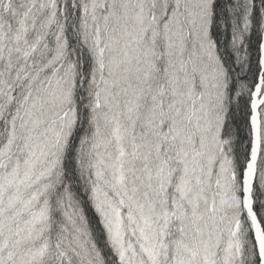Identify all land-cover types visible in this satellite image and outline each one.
Instances as JSON below:
<instances>
[{"label": "snow or ice", "instance_id": "6c2138e0", "mask_svg": "<svg viewBox=\"0 0 264 264\" xmlns=\"http://www.w3.org/2000/svg\"><path fill=\"white\" fill-rule=\"evenodd\" d=\"M0 264H264V0H0Z\"/></svg>", "mask_w": 264, "mask_h": 264}]
</instances>
